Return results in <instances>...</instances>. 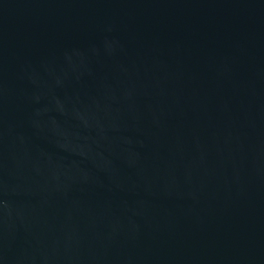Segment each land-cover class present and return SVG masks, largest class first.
I'll return each mask as SVG.
<instances>
[{"label":"water","instance_id":"95a60500","mask_svg":"<svg viewBox=\"0 0 264 264\" xmlns=\"http://www.w3.org/2000/svg\"><path fill=\"white\" fill-rule=\"evenodd\" d=\"M0 264H264V0H0Z\"/></svg>","mask_w":264,"mask_h":264}]
</instances>
